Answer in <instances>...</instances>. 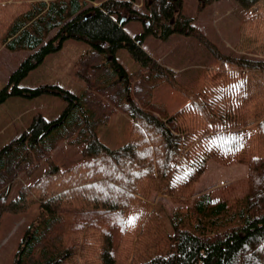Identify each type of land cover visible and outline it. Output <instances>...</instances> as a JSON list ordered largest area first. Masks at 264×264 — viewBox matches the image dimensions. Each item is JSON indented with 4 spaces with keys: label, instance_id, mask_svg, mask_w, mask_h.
Listing matches in <instances>:
<instances>
[{
    "label": "trees",
    "instance_id": "16d2710c",
    "mask_svg": "<svg viewBox=\"0 0 264 264\" xmlns=\"http://www.w3.org/2000/svg\"><path fill=\"white\" fill-rule=\"evenodd\" d=\"M236 1L247 10L264 2ZM209 3L201 2L198 12ZM133 17L144 24L143 33L126 31ZM177 32L195 37L217 61L212 84L201 92L185 88L174 70L143 47L147 35L165 41ZM69 38L92 46L80 62L88 86L82 96L58 85L19 87ZM0 44L30 52L0 89V104L45 94L68 103L57 120L33 118L13 141L23 150L0 151V226L4 213L24 214L40 204L13 264H124L131 255L130 264H264V157L252 155L256 133L242 127L241 116L253 91L248 74L259 75L255 86L260 77L264 82L263 57L217 44L185 14L184 0H0ZM120 48L142 69L128 74L114 57L107 59ZM163 82L190 101L167 118L149 101ZM117 111L131 117L132 128L126 143L111 148L98 130ZM258 129L264 139V119ZM63 141L84 144L80 163L61 168L54 162L52 153ZM26 145L34 149L36 164H28ZM210 160L247 166L241 197L226 187L192 198ZM41 161L48 168L8 202L16 180L32 177ZM153 190L177 204L167 226L164 213L148 199ZM166 227L168 250L160 254L157 245Z\"/></svg>",
    "mask_w": 264,
    "mask_h": 264
},
{
    "label": "rangeland",
    "instance_id": "374dc122",
    "mask_svg": "<svg viewBox=\"0 0 264 264\" xmlns=\"http://www.w3.org/2000/svg\"><path fill=\"white\" fill-rule=\"evenodd\" d=\"M129 1L141 2V0ZM209 1L210 3L198 12L200 4L204 0H184L185 14L194 17L195 24L200 26L203 32L220 46L231 48L239 54L246 53L264 58V2L261 1L247 10L236 0ZM125 29L129 34L134 35L143 33L145 26L133 17L125 23ZM143 47L163 66L174 70L176 80L185 88L201 92L206 86L212 84L214 80L213 68L217 67V61L206 46L195 37L177 32L162 41L153 35H147ZM91 48L92 46L84 40L67 39L58 51L47 55L41 64L30 71L20 81L19 87L30 89L42 85H58L76 96H82L88 86L79 74L80 62ZM29 54L30 52L25 50L10 51L0 44V89L8 83L11 73ZM112 57L124 67L128 74L142 69V63L137 61L126 48L117 49L114 55L107 59L110 61ZM248 75L252 78L250 89L253 91H250L251 100L242 110L243 115L241 116L245 118V124L242 127L256 133L252 141V155L264 157V139L260 136L258 129L259 122L264 119V116L258 118V114L264 112V82L262 81L263 77H260V84L255 86L259 75L257 73ZM149 101L154 105L153 108L157 115L165 118L181 110L190 102L187 96L167 82L161 83L153 90ZM67 105L65 99L52 94L34 98L11 97L5 103L0 104V151L6 146L9 147V152L12 155L23 150L22 145H19L18 142L13 143V141L22 136L32 123L33 118L36 115H41L48 122H52L63 114ZM131 128V117L117 111L107 124L99 128L98 134L104 144L111 148H117L128 141ZM59 130L62 128L58 127L57 131ZM26 146L30 154L25 156L32 158V160H28V164L30 165L31 162L36 164L37 158L34 149ZM83 147L84 144L75 145L63 141L52 153L53 160L61 168L76 165L83 160ZM48 166V162L41 161L40 170L32 177L21 175L14 183L7 201L14 199L23 185L33 183L35 178ZM247 174V166L244 164L225 166L210 160L195 186L192 198L209 191L218 193L226 187L233 188L234 194L241 197L246 190ZM148 199L154 207L164 213V226H167L168 217L177 204L163 191L160 193L151 191ZM39 213L40 204L35 202L24 214H3L0 226V264H13L20 243ZM116 227L117 225L114 229ZM168 230L166 227L160 233L157 245V251L160 254H165L168 250ZM132 258V255L129 256L124 264H130Z\"/></svg>",
    "mask_w": 264,
    "mask_h": 264
},
{
    "label": "water",
    "instance_id": "95a60500",
    "mask_svg": "<svg viewBox=\"0 0 264 264\" xmlns=\"http://www.w3.org/2000/svg\"><path fill=\"white\" fill-rule=\"evenodd\" d=\"M173 21H174V18H172V20H171V24H173ZM57 126H58V123L52 124V125L49 127V129L47 130V132L53 130V129H54L55 127H57Z\"/></svg>",
    "mask_w": 264,
    "mask_h": 264
},
{
    "label": "crops",
    "instance_id": "0c3cea01",
    "mask_svg": "<svg viewBox=\"0 0 264 264\" xmlns=\"http://www.w3.org/2000/svg\"><path fill=\"white\" fill-rule=\"evenodd\" d=\"M24 183H25V181H24ZM25 185H28V184H25Z\"/></svg>",
    "mask_w": 264,
    "mask_h": 264
}]
</instances>
